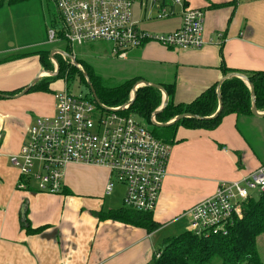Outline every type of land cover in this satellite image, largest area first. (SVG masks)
I'll list each match as a JSON object with an SVG mask.
<instances>
[{
	"label": "crops",
	"instance_id": "obj_1",
	"mask_svg": "<svg viewBox=\"0 0 264 264\" xmlns=\"http://www.w3.org/2000/svg\"><path fill=\"white\" fill-rule=\"evenodd\" d=\"M11 7L16 6L0 8V92L5 93L48 74L38 54L48 42L42 25L33 33L23 30L31 9L2 11ZM184 7L204 11L209 42L180 49L147 40L124 59L136 66L131 77L173 85L174 102L188 103L220 82L222 66L264 70V0H184ZM182 10L160 20L154 18L155 8L136 1L133 19L146 32L160 35L181 26ZM158 21L166 23L158 26ZM61 88L0 98V264H153L168 239L189 230L185 218L192 206L214 194L220 181L242 179L264 163L256 143L258 135L264 141V117L230 114L212 130L180 126L152 214L159 227L151 232L105 215L122 208L124 196L121 185L105 194L106 167L69 164L60 193L39 191L32 180L28 188H19V170L10 156L19 151L37 117L56 113L54 92ZM28 226L42 229L28 232Z\"/></svg>",
	"mask_w": 264,
	"mask_h": 264
},
{
	"label": "built area",
	"instance_id": "obj_2",
	"mask_svg": "<svg viewBox=\"0 0 264 264\" xmlns=\"http://www.w3.org/2000/svg\"><path fill=\"white\" fill-rule=\"evenodd\" d=\"M53 1L63 36L49 27V43L78 45L104 41L110 43L112 55L125 59L147 40L180 49L201 48L209 42L204 11L184 7V0ZM136 1L146 9L155 8L154 18L160 20L182 8L181 26L160 35L146 32L133 19ZM54 95L56 113L37 117L19 151L10 156L19 170L18 187L28 188L32 180L39 191L60 193L69 164H91L106 167L110 172L106 195L121 185L124 206L154 212L172 144L158 138L146 122L127 113L129 103L110 106L94 96L75 95L66 86ZM251 191H264V163L242 179L220 181L214 194L192 206L187 211L189 231L200 236L225 235L234 219L242 215V203L252 195Z\"/></svg>",
	"mask_w": 264,
	"mask_h": 264
},
{
	"label": "trees",
	"instance_id": "obj_3",
	"mask_svg": "<svg viewBox=\"0 0 264 264\" xmlns=\"http://www.w3.org/2000/svg\"><path fill=\"white\" fill-rule=\"evenodd\" d=\"M26 0H0V8L13 6ZM54 28L60 27L57 20H53ZM63 36L62 26L57 29ZM70 51V47H67ZM40 61L45 70H54L50 51L42 49L38 51ZM59 62V69L53 76L41 77L28 92H51V85L59 79L69 81L79 72L80 79L88 86L91 96H96L101 102L117 106L129 100L130 92L134 85L142 78L135 76L125 81L109 85L101 75L96 74L91 68L84 73L76 66L71 65L61 55H55ZM227 73H238L246 76L254 88V95L250 85L239 76L225 79L218 89L215 84L194 100L188 103H175L173 100V85H164L169 95L167 104L156 112L162 102L163 92L151 85H141L136 90L134 101L127 113H136L151 126L153 133L162 140L173 145L176 141V132L180 126L190 129L217 128L230 114L253 115L252 106L255 101L258 111H264V70L241 71L222 66ZM71 73V75H70ZM70 75V76H69ZM19 89L12 92H0L1 94L14 95L21 92ZM219 98L223 103L222 109L214 116L219 107ZM155 113L158 122H152L151 116ZM182 113H190L191 117L169 123L170 120ZM159 123V124H157ZM259 197L252 195L242 203V215L236 217L229 226L225 235L200 236L186 230L179 235L168 239L153 256V264H264L257 245V239L264 233V191H258ZM153 212H143L123 205L122 208L112 209L105 213L108 218L133 224L151 232L159 227L153 217ZM28 232H36L42 229L26 227Z\"/></svg>",
	"mask_w": 264,
	"mask_h": 264
},
{
	"label": "rangeland",
	"instance_id": "obj_4",
	"mask_svg": "<svg viewBox=\"0 0 264 264\" xmlns=\"http://www.w3.org/2000/svg\"><path fill=\"white\" fill-rule=\"evenodd\" d=\"M138 3V1H137ZM16 7L11 8H5L2 11H10V9H31V20H29V24H27L23 30H26L27 32L33 33L34 30H37L39 26L42 25L43 29V36H44V42L47 39V30L45 23H49V27H53L52 21L57 20L59 26L61 27V21L60 16L58 14V10L56 7V4L53 0H26L22 3L16 4ZM143 11V9H142ZM22 15H26L23 13H18ZM25 17V16H24ZM23 17V18H24ZM164 21H158L156 24L158 26H161V24H165ZM60 27L56 28L59 29ZM42 32V31H41ZM11 33V32H10ZM42 34V33H41ZM165 34V33H164ZM27 42V41H23ZM67 47H70V51H67ZM45 49H48L50 52L51 50H58L57 52L51 54V59L53 62V69L54 70H45L48 72H54L56 71L57 67L59 66V62L55 55H61L64 59L67 60L68 63L71 65L76 66L79 70L86 73L87 69L86 67L91 68L96 74H99L102 76V78L105 80V82L109 85H116L119 84L126 79L130 78L131 75L134 73L136 66L127 60L118 58L111 54V45L110 43L104 42V41H98L94 43H85V44H67V43H49L46 42L44 45ZM65 52V53H64ZM54 60V61H53ZM56 61V63H55ZM89 70V69H88ZM57 73V72H56ZM75 77L73 79H70L69 81L61 80L59 79L56 81V83H53L51 86L54 87H63L66 86L73 94L75 95H83V96H91V92L88 88V86L80 79L79 72L75 73ZM53 76V74L48 73L44 76ZM71 75V73H70ZM69 75V76H70ZM43 77V76H42ZM139 82V81H138ZM137 82V83H138ZM137 83L134 85L133 90L135 89ZM139 87V86H138ZM136 87V88H138ZM133 97V91L130 92L129 100L123 104H120V106L129 103ZM164 96H162V102L157 107V110L162 108ZM118 106V105H117ZM130 107V105H129ZM128 107V109H129ZM127 109V110H128ZM133 117L138 120L139 122H146L144 119H142L139 115L136 113H131ZM175 119V118H173ZM172 119V120H173ZM152 122H158L157 118L155 116V113L151 116ZM170 120V121H172ZM169 121V122H170ZM147 124V123H144ZM8 129L4 128L3 134H7ZM5 134V135H6ZM263 137L260 138V135H258V138L256 140L257 146L260 148V152L262 156H264V141H262ZM252 196L257 199L259 197L258 191H251ZM188 222L189 220L185 218ZM183 219V222L186 221ZM257 245L259 249V254L264 261V233L260 235L257 239Z\"/></svg>",
	"mask_w": 264,
	"mask_h": 264
},
{
	"label": "water",
	"instance_id": "obj_5",
	"mask_svg": "<svg viewBox=\"0 0 264 264\" xmlns=\"http://www.w3.org/2000/svg\"><path fill=\"white\" fill-rule=\"evenodd\" d=\"M54 51H55V50H54ZM54 51H52V53H54ZM52 53H51V54H52ZM58 69H59V66L57 67L56 71H54V72H48V71H46V72L51 73V74H56V72L58 71ZM234 75L239 76V77L245 79L246 82L250 85V88H251L252 93H253V95H254V88H253V86L249 83V81L247 80L246 76L243 75V74H238V73H236V74H235V73H227V74H225V75L222 77V79L220 80V82L218 83V89H219V87H220V84H221L225 79L230 78V77H232V76H234ZM39 79H40V77H37V78H36L34 81H32V82H31V83H30L25 89H23L21 92L15 94V95H12V96H11V95H8V94H1V95H2V97H18V96H21V95L27 93L28 90L30 89V87H32V86H33V85H34ZM141 85H151V86H153V87H156V88L160 89V90L163 92V94H164V99H163V103H162V108L167 104L168 99H169V95H168V93H167V91L165 90V88H164L163 85H161V84H159V83L150 82V81H147V80H145V79H141V80L137 83V87H138V86H141ZM136 90H137V88L135 87V89L133 90V98H132V100L129 102V105H131L132 102L134 101V98H135V96H136ZM94 98H96V100L99 101V99H98L96 96H94ZM222 106H223V103H222V101H221V98H219V107H218L217 112L214 114V116H215L216 114H218V112L222 109ZM162 108L156 110V112H159ZM252 113H253L254 115H256V116L264 117V111H258V110H257V108H256V104H255V101L253 102ZM191 116H192V114H190V113H182V114L178 115L177 117H175V119H173V120L170 121L169 123H173L174 121L180 120L181 118H184V117H191ZM157 124H159V123H157Z\"/></svg>",
	"mask_w": 264,
	"mask_h": 264
}]
</instances>
